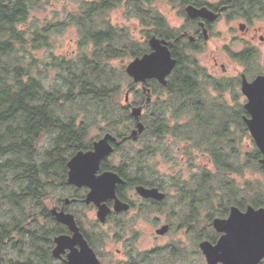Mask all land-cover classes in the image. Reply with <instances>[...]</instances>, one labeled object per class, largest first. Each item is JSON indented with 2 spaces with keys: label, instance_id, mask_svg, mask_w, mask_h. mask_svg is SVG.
Wrapping results in <instances>:
<instances>
[{
  "label": "trees",
  "instance_id": "obj_1",
  "mask_svg": "<svg viewBox=\"0 0 264 264\" xmlns=\"http://www.w3.org/2000/svg\"><path fill=\"white\" fill-rule=\"evenodd\" d=\"M51 2L0 0V264L25 263L8 257L11 252L20 256L35 253L42 256L44 264H51L53 240L66 229L56 222L45 201L53 196L56 187L66 186L67 162L77 152L92 148V143L85 141L91 127L120 138L124 135L114 128L128 122L133 125L128 107L119 103L121 82L127 78L125 67L116 69L111 63L148 53V40L153 36L171 38L165 20L151 8V0L85 1L78 12L67 13L62 20L55 18L42 26L30 27L31 13L42 11ZM121 8L126 9V19L137 20L141 40L134 39L129 28L111 23L109 13ZM68 28L76 33L75 52L69 58L50 52V61L40 62L35 53L55 47L54 35L59 36ZM45 68L55 71L52 80H48ZM145 88L151 89L150 103H145L148 95L139 91L132 80L127 90L141 97L143 106L146 104L142 116L145 130L136 139L145 141L143 152L129 156L127 178L134 184L145 182L134 175L144 173L141 169L146 164L132 160L153 157V80L146 82ZM159 90L173 95L180 107L190 93H201L200 83L184 60L178 61L167 85ZM168 103L163 102L158 108L161 117ZM163 126L164 120L159 123L160 129ZM205 134L207 150L216 153L218 139L213 136L217 134ZM46 136L50 138L49 147L41 149ZM120 149L117 147L116 151ZM253 158L254 167L260 168L256 162L260 158L258 150ZM107 165L119 175L125 174L119 165L105 162L101 168L107 169ZM236 167L240 174L244 167ZM214 169L215 173L205 181L210 216L216 214L213 193L234 190L230 179L222 182L225 173L233 170L232 164L223 157L216 160ZM214 180L217 185L212 186ZM33 259L39 264V259ZM33 259L26 261L32 264Z\"/></svg>",
  "mask_w": 264,
  "mask_h": 264
},
{
  "label": "flooded vegetation",
  "instance_id": "obj_2",
  "mask_svg": "<svg viewBox=\"0 0 264 264\" xmlns=\"http://www.w3.org/2000/svg\"><path fill=\"white\" fill-rule=\"evenodd\" d=\"M176 7L180 11V25L176 27L165 25L171 38L163 39L153 36L167 43L170 57L175 61L173 70L166 78V85L168 78L177 68L178 61L184 60L187 68L191 69L197 82L200 83L201 93H190L183 101L181 108L175 103L173 95L159 93V87L166 85L163 86L153 79L155 87L153 88V157L132 160L146 164L141 169L144 173L134 175L145 181L142 184L141 182L134 184L127 178L129 177L127 173L130 170V159L123 154L118 159V165L125 173L123 176L108 169L110 165H107V169L101 168L105 162L110 163L109 159L117 152V147H121L126 142L136 143L139 135L134 140L129 139L131 131L135 129L134 119L131 117L133 125L128 135L120 138L114 136L117 144H112L114 148L112 154L101 162L97 173L99 175L103 172H114L122 180L121 184L116 185L114 198L107 199L101 204L107 210V214L104 223L100 225L105 224L108 227L115 225L118 231L115 241L119 249L114 254L110 253L113 258L108 264H208L201 245L207 242L215 246L225 234L214 229L213 221L215 219L227 220L232 208L237 209L241 214H245L248 208L255 210L264 208V206H259L261 203L264 204L263 195L259 196L249 189L247 193H239L234 185V190L230 193H213L216 214L210 216L206 213L207 193H205V181L212 177L210 167L214 169L216 160L220 161L224 157L232 164L233 170L230 169V172L225 173V177L231 182L233 176L246 175L250 169L254 168L253 155L258 149L247 125V121L251 120L252 116L245 108L249 99L241 92V85L243 78L252 84L258 77L264 76V0H180ZM176 7L172 5V8ZM189 7L201 13L191 16L188 12ZM221 40L223 44L210 48L212 53L222 51L223 59L237 62L245 70L244 73H236L229 80H225L228 79L225 63H219L216 58L212 57V63L205 67L197 58L199 54L205 53L209 44ZM137 89L140 91L141 85ZM149 90L151 98V89ZM166 101H169L168 108L161 117L158 108ZM124 105L128 107L129 114L133 107L142 108L140 121L143 124V107L146 104L143 106L141 97L131 101L129 99L128 103L124 101ZM159 118L165 121L162 129L159 127L162 121ZM205 133L217 134L213 136L214 139H218L215 143L218 147L217 152L214 154L206 148ZM247 139L250 140L252 148L243 151L244 141ZM95 141L92 142L90 150L93 149ZM139 152H143V149L137 153ZM162 156L164 162L172 163L173 166L186 165L194 173L183 177L181 173L172 172L164 180L158 176L155 166L152 167L151 164L152 161L162 160ZM201 159H207L208 163L200 165ZM261 159L260 154L256 162L264 171L260 165ZM238 164L244 167L240 174L236 170ZM206 169L209 171H207L208 175ZM119 186L120 188L117 189ZM65 187L71 189L73 194L58 198V204L51 209L72 214L69 212V206L77 205L87 206L97 212V206L84 202L90 192L88 188H78L67 183ZM138 187L146 188L147 191L138 190ZM153 189H156L157 193L162 194L163 197L159 199L140 194L153 193ZM77 191H83L82 195H77ZM116 202L119 203L118 211L115 209ZM72 215L99 263L104 264L101 252L105 243L98 242L88 235L78 223L76 216ZM136 221H143L154 227L157 237L170 235V240L164 245L154 242L150 247L140 249L138 233L133 230ZM163 227L166 228L165 233L157 234V230ZM65 229L66 232L61 235H71L67 227ZM54 248L53 240L50 250L51 257L58 264H66L70 250L66 249L59 255V258H54L52 256ZM42 250L41 246L38 252ZM22 257L36 258L39 259V264H44L42 256H35V253L16 255V259H22ZM32 262L35 264L34 259ZM26 263L30 264L29 261L21 264ZM215 264L223 263L217 261ZM257 264H264V257Z\"/></svg>",
  "mask_w": 264,
  "mask_h": 264
},
{
  "label": "water",
  "instance_id": "obj_3",
  "mask_svg": "<svg viewBox=\"0 0 264 264\" xmlns=\"http://www.w3.org/2000/svg\"><path fill=\"white\" fill-rule=\"evenodd\" d=\"M191 16H196L201 11L192 7L188 8ZM150 51L141 57L131 60L125 67L126 75L136 85H141L148 97L146 103H150V90L144 85L149 80H157L163 86L166 85V78L175 66L171 59L167 43L164 40L151 37L148 40ZM241 92L249 99L245 106L252 118L247 125L262 159L260 165L264 168V76L258 77L252 84L243 78ZM124 101L128 103L129 92H126ZM142 108L133 107L130 111L135 121V129L131 131L129 139H135L145 130L140 118ZM117 139L107 133L101 139L93 143V149L77 152L67 162L66 183L78 188H88L85 204L93 203L97 206L96 217L100 223H104L107 210L101 205L107 199L114 198V190L117 184H121V178L114 172H103L97 174L101 162L107 159L113 152V145ZM138 190L147 191L146 188L138 187ZM144 196L162 198L163 195L153 189V193H140ZM119 203L116 202L115 209L118 211ZM51 215L57 223L64 225L71 232V235H61L54 238L55 248L52 251L54 258L64 250L69 249L66 264H100L93 250L84 240L75 218L72 214L51 209ZM213 227L218 232L225 233L215 246L209 243L201 245L208 264H215L221 261L223 264H257L264 257V208H248L245 214L232 208L227 220L215 219ZM166 228L157 230V234H164ZM78 247V249H76Z\"/></svg>",
  "mask_w": 264,
  "mask_h": 264
},
{
  "label": "rangeland",
  "instance_id": "obj_4",
  "mask_svg": "<svg viewBox=\"0 0 264 264\" xmlns=\"http://www.w3.org/2000/svg\"><path fill=\"white\" fill-rule=\"evenodd\" d=\"M51 6H46L42 11H33L31 13V18L28 20V25L31 27L33 24H37V26H42L45 24L46 21L54 20L57 18L58 20L64 19V17L67 15V13L71 12H78L80 10V5L82 2H93L94 0H51ZM180 3V0H151V8L153 9L154 13L158 14L160 17H162L167 26L176 27L180 25L181 23V16L179 14L178 5ZM172 5L176 8H172ZM177 9V10H175ZM124 8L113 10L109 13V18L112 24L118 25L120 27L129 28L131 31V34L134 39L141 40V34H140V25L138 24L136 19H126L124 17L125 13ZM54 46L51 49H43L39 50L35 53L36 58L42 63H47L50 61L51 57L49 53L53 54L54 56H63L66 58H69L76 50V33L73 28H68L66 31H64L61 35L56 36L54 35ZM223 44V40L216 41V43H211L207 47L205 53H201L197 56L200 64L206 66H209L212 63V57L216 58L219 63H225L227 67V75L228 79L236 75V73H244L245 70H243V67L237 62L229 61L226 59H223L224 55L222 51H217L215 53H212L213 51L210 50V48H214L215 46H219ZM238 49V48H235ZM131 60L123 59L118 61H113L111 65L116 68L120 69L122 66L126 67L127 64ZM48 65V64H47ZM40 68L42 67V64H39ZM47 71V77L48 80H52L55 77V71L49 70V68H45ZM127 78L125 80H122L121 82V92L119 94V103L121 105H124V99L126 92L128 90V85L130 82V78L125 75ZM139 86L137 85V88ZM155 89V87L153 86ZM162 93V92H159ZM165 97V96H164ZM139 97L137 95L130 93L129 99L136 100ZM127 127H132V123H126V126L120 125L116 129V132L119 133V135H128L130 129ZM105 135V133H102L98 127H91L89 131L87 132L86 137V143H92L93 140H97L98 138H101ZM50 138L48 136L43 137L42 142L40 143L41 149H46L49 147ZM144 140H139L136 143L132 144L130 142H126L124 145L121 146V149L117 151L115 154L112 155V158L109 159V162L113 166H117L119 164L118 159L121 158L123 155L125 157L131 156V154L137 153L140 149H143V143ZM252 145L250 143V140L247 139L244 141V145L242 150L247 151L248 149H251ZM123 154V155H122ZM130 154V155H129ZM137 159V157L135 158ZM162 160L159 162L152 161V167L155 166L156 173L159 177L166 178L169 176L170 173H181L183 177H187L190 175V173H194L192 169L189 170L188 166L183 164H177L174 165L171 163H167L163 161V156L161 157ZM207 159H201L199 161V164H207ZM207 166V165H206ZM210 173L214 174L215 169L210 167ZM208 170L206 169V174ZM196 172V171H195ZM246 175H237L233 176L232 182L234 183L235 187L239 190V193H247V189L252 191L253 193H257L259 196L263 195L264 197V171L261 170L259 167H254L248 171ZM228 181L227 178L223 179L222 182L226 183ZM231 181V180H230ZM248 183V184H247ZM250 183V184H249ZM212 186L217 185V180H214V182L211 183ZM247 184V185H246ZM83 191H77V195H82ZM226 193V191H225ZM73 194V191L71 189H67L66 187H56V189L52 192V197L47 199L45 201L46 207L48 209H51L52 207L56 206L58 198L61 196H69ZM262 198V197H261ZM262 200H264L262 198ZM215 202V200H213ZM69 212L74 214L77 218L78 223L82 227L84 231L87 232L88 235H91L93 239L97 240L98 242L105 243L102 248V261L105 264H108L113 256L110 255V253H116V250L119 249V245L115 241V238L117 237V227L113 225L112 227L108 225H100V221L96 217V212L92 210L91 208H88L87 206H77V205H70L69 206ZM215 212V210H214ZM206 213H207V207H206ZM209 214V213H207ZM102 224V223H101ZM134 232L138 233L139 237V248L145 249L150 247L154 242H156L159 245H164L170 240V235L157 237L158 235L155 234L154 227H151L150 225L144 223L143 221H136L133 227ZM97 243V242H95ZM11 252V251H10ZM13 256L14 259H16V255L18 253L11 252L9 253ZM9 255V256H10ZM21 262L28 260L25 257H22V259H16ZM23 260V261H22ZM51 264H58L56 261H52Z\"/></svg>",
  "mask_w": 264,
  "mask_h": 264
}]
</instances>
